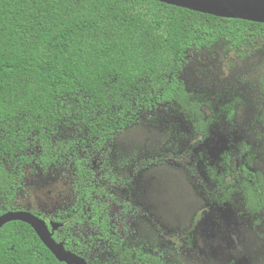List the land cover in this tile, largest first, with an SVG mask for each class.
I'll return each mask as SVG.
<instances>
[{"label": "trees", "instance_id": "trees-1", "mask_svg": "<svg viewBox=\"0 0 264 264\" xmlns=\"http://www.w3.org/2000/svg\"><path fill=\"white\" fill-rule=\"evenodd\" d=\"M257 41L264 42V24L151 0H0V216L29 208L21 202L28 170L67 173L66 207L50 217L26 210L61 223L53 238L66 250L88 264H186L182 247L147 241L134 196L124 192L132 178L98 170L97 156L166 105L205 140L212 125L232 127L240 100L216 116L205 96L187 91L183 74L190 54L220 44L239 53ZM261 84L264 92V78ZM200 147L183 171L203 207L243 211L264 229V173L252 147L241 142L215 158ZM235 158L242 160L236 168ZM149 164L163 163L154 158L139 168ZM194 241L191 231L189 249ZM0 264L65 263L29 225L13 221L0 228Z\"/></svg>", "mask_w": 264, "mask_h": 264}, {"label": "rangeland", "instance_id": "rangeland-1", "mask_svg": "<svg viewBox=\"0 0 264 264\" xmlns=\"http://www.w3.org/2000/svg\"><path fill=\"white\" fill-rule=\"evenodd\" d=\"M264 42L257 41L239 53L220 44L210 51L189 55L183 80L188 92L205 96L218 111L238 98L232 127L224 122L212 125L204 137L191 129L187 116L166 105L141 119V122L116 137L107 150L97 156L98 170H111L120 178H132L124 192L134 196L141 218L138 227L148 234L147 241L157 246L184 249L186 264H264V229L237 209L208 210L196 195L183 166L193 147L201 144L215 158L244 142L252 147L255 169L264 173ZM206 117L210 111L202 107ZM162 159V165L139 168L146 161ZM242 162L233 159L234 168ZM26 194L21 200L46 217L55 216L72 198L67 173L43 175L27 171ZM118 193V194H117ZM116 193L121 197L124 193ZM130 197V198H129ZM29 208H25L28 210ZM118 210V207L116 208ZM194 235V249L185 238ZM161 239V240H158ZM165 247V243L163 244ZM165 249V248H164Z\"/></svg>", "mask_w": 264, "mask_h": 264}, {"label": "water", "instance_id": "water-1", "mask_svg": "<svg viewBox=\"0 0 264 264\" xmlns=\"http://www.w3.org/2000/svg\"><path fill=\"white\" fill-rule=\"evenodd\" d=\"M222 19H237L264 24V0H151ZM20 221L29 225L55 259L65 264H88L83 258L66 250L53 233L61 223L45 221L26 210L9 211L0 216V228L6 223Z\"/></svg>", "mask_w": 264, "mask_h": 264}]
</instances>
